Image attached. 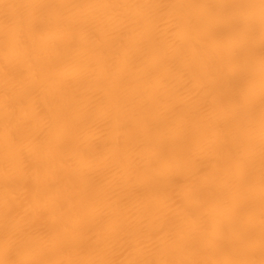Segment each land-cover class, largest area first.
<instances>
[{
	"label": "bare ground",
	"instance_id": "obj_1",
	"mask_svg": "<svg viewBox=\"0 0 264 264\" xmlns=\"http://www.w3.org/2000/svg\"><path fill=\"white\" fill-rule=\"evenodd\" d=\"M0 264H264V0H0Z\"/></svg>",
	"mask_w": 264,
	"mask_h": 264
}]
</instances>
